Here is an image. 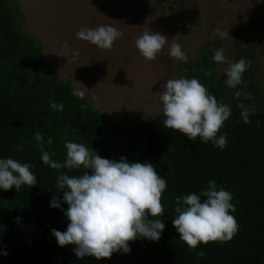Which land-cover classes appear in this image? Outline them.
Returning a JSON list of instances; mask_svg holds the SVG:
<instances>
[{
  "label": "trees",
  "instance_id": "obj_1",
  "mask_svg": "<svg viewBox=\"0 0 264 264\" xmlns=\"http://www.w3.org/2000/svg\"><path fill=\"white\" fill-rule=\"evenodd\" d=\"M19 14L18 2L0 0V159L29 163L37 184L21 185L19 192L15 186L0 189V264H264V101L259 100L263 108L250 114V123L244 122L238 106L242 102L250 107L251 99L242 90L257 86L250 73L253 63L235 91L224 83L226 76L216 75L219 64L214 55H205L181 70L179 78L199 79L231 108L218 133L227 134V144L220 149L212 141L189 140L178 130L165 128L163 111L136 122L111 121L85 96L73 95L70 82L53 74L41 43L19 31ZM237 91L241 92L239 99ZM53 101L62 103L63 110H54ZM37 132L43 136L40 142L35 138ZM66 142L82 143L102 158L118 162L123 156L129 163L150 162L155 167L167 181L162 194L164 215L150 217L165 224L158 241L138 238L129 242L130 252L121 250L110 259L99 260L94 256L80 259L75 245L57 243L52 229L64 232L69 223L64 190L56 188L57 177L62 173L79 176L84 169L50 168L43 163L38 144L62 163ZM210 180L217 189L232 193L235 212L231 214L239 230L230 241L189 248L172 223L177 215L176 197L199 195ZM54 196L60 199L59 208L51 206ZM200 251L206 255L198 257Z\"/></svg>",
  "mask_w": 264,
  "mask_h": 264
},
{
  "label": "clouds",
  "instance_id": "obj_2",
  "mask_svg": "<svg viewBox=\"0 0 264 264\" xmlns=\"http://www.w3.org/2000/svg\"><path fill=\"white\" fill-rule=\"evenodd\" d=\"M214 34L224 40L229 36V30L217 28ZM76 35L101 49L110 50L123 33L113 26L102 25L97 28L82 27ZM168 40L161 33L145 31L134 43L140 54L151 61L162 54ZM63 47L68 46L65 43ZM225 51L224 47L215 49L213 60L218 64H227L224 83L236 88L244 83L242 76L252 61L241 58L233 62ZM78 54L73 52L74 57ZM168 55L181 62L188 61L176 37L172 38ZM208 74L206 71L205 75ZM73 95L83 99L85 91L74 89ZM244 95L246 99H251L249 94ZM240 96L241 92L237 91L235 97L239 99ZM160 100L165 128L178 130L189 140L200 137L203 142L212 141L220 149L226 146L227 134L218 136V133L230 117L231 108L218 101L199 79H167ZM50 106L54 110H63L62 103L53 101ZM238 106L242 109L244 122L250 123L249 116L255 114V108L242 102ZM35 138L38 142L43 140L39 132ZM48 143H52L51 137ZM38 147L43 163L52 169H84L79 176L62 173L57 177L56 188L64 190L63 201L68 205L65 215L69 221L64 232L52 229L60 246L75 245L74 252L78 258L94 256L99 260L110 259L113 253L121 250L130 252L129 242L138 238L150 241L160 239L165 224L150 217L164 215L162 194L167 188V181L150 162L129 163L123 156L117 162L102 158L93 148L82 143L66 142V158L61 163L52 159L55 153L43 150L42 143ZM31 167L29 163L13 158L0 159V189L7 191L15 186L19 192L21 185L35 186L37 177ZM201 196L205 197L203 202ZM232 200V193L223 188L217 189L214 180L208 181V186L199 195L193 192L176 197L174 210L177 215L172 223L179 239L193 249L200 243L230 241L239 230L238 221L231 214L235 212ZM51 206L59 208L60 199L54 196ZM205 255L203 251L197 253L198 257Z\"/></svg>",
  "mask_w": 264,
  "mask_h": 264
},
{
  "label": "rangeland",
  "instance_id": "obj_3",
  "mask_svg": "<svg viewBox=\"0 0 264 264\" xmlns=\"http://www.w3.org/2000/svg\"><path fill=\"white\" fill-rule=\"evenodd\" d=\"M15 1L19 31L41 43L53 74L73 89L85 91L91 106L115 123L136 122L162 112L160 95L166 80L179 78L183 68L214 55L220 47L233 62L252 61L250 73L257 86L242 92L251 96L250 107L263 108L259 100L264 101V0ZM102 25L123 33L110 50L76 35L82 27ZM217 28L229 30V36L221 40L214 34ZM145 31L169 38L155 60H146L135 46ZM173 37L187 54L186 63L169 57ZM226 67L219 64L216 75L226 76Z\"/></svg>",
  "mask_w": 264,
  "mask_h": 264
}]
</instances>
